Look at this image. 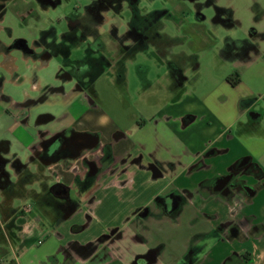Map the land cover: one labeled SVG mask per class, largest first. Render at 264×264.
Returning <instances> with one entry per match:
<instances>
[{
  "label": "crops",
  "instance_id": "crops-1",
  "mask_svg": "<svg viewBox=\"0 0 264 264\" xmlns=\"http://www.w3.org/2000/svg\"><path fill=\"white\" fill-rule=\"evenodd\" d=\"M35 2L43 9L51 7L49 3L42 6ZM216 3L230 9L231 19L229 23L218 19L213 28L190 8L177 9L194 16L180 34L183 40L179 44L184 48L177 50L197 53L196 72L189 68L188 79L176 89L171 88L168 77L167 102L152 104L147 118L135 119L134 132L100 104L96 82L107 76L123 91L130 92V64H135L140 78L135 89L140 97L152 95L159 82L165 89V72L151 78L145 62L137 63L139 55L144 58L149 53L150 58L165 65V52L159 45L137 44L123 64L106 63L88 77L90 86L77 87L75 80L64 78L60 72L75 63L100 58L98 47L89 43L90 36L80 40L78 30L76 37L61 41L62 47L49 60L34 59L0 40V155L6 158L4 170L8 173L6 181H0V264H133L135 256L148 247L155 250L151 264H160L163 259L165 264H176L192 241L203 245L195 254L196 264H264V185L230 200L217 191L206 197L197 194L175 219L154 222L146 242L131 232L132 209L163 192L164 183L165 191L170 187L171 180L152 175L146 166L150 161L161 163L191 190L201 176L221 171L244 157L264 177V167L257 160L264 154V10L257 5L259 13L251 20L259 51L238 54L240 43L252 39L249 29L232 0L225 5ZM82 44L84 53L74 58L73 50ZM13 49L20 50L19 55ZM35 50L40 51L37 46ZM202 52L209 53L207 63L211 67L224 62L230 66V74H224L226 80L206 93H200L198 86L202 80ZM57 56V74L42 76L40 68L50 67ZM20 58L30 66L29 70L21 68ZM227 75L237 84L233 85ZM191 78L195 79L193 85L188 84ZM49 81L62 86L50 97V103H24L36 97ZM249 96L254 101L242 104L243 98ZM47 110L52 113L49 121L39 117ZM41 130H46L47 135L89 138L92 143L86 144L81 154L46 160L35 153L41 149ZM165 132L169 133L167 138ZM251 140L254 142L247 144ZM165 146L171 151L166 158ZM211 148L215 152H208ZM106 154L113 157L112 166L123 155L137 157L138 162L127 165L123 172L115 169L89 174V160L98 166ZM202 157L205 168L194 165ZM25 171L33 174L30 180L21 179ZM43 183L68 189L69 198L76 202L71 214L60 218L52 205L32 198V191H43ZM227 219L229 224L239 225L237 229L213 232L219 222ZM241 220L243 224H239ZM121 229L122 234L117 235ZM126 239L134 244L131 250L120 245Z\"/></svg>",
  "mask_w": 264,
  "mask_h": 264
},
{
  "label": "flooded vegetation",
  "instance_id": "flooded-vegetation-1",
  "mask_svg": "<svg viewBox=\"0 0 264 264\" xmlns=\"http://www.w3.org/2000/svg\"><path fill=\"white\" fill-rule=\"evenodd\" d=\"M8 0H0V18L3 16ZM42 6L47 3L51 7H56L62 0H37ZM147 1V0H146ZM186 7L193 10L202 21L207 20L202 11L205 7L213 5L215 8L211 18L212 22L220 19L223 23H229L231 19L230 9L217 5L216 0H182ZM143 0H86L81 6H75L71 11L65 14L67 28L60 34V42H58V33L54 26L50 28H42L39 37H36L32 45L24 39L16 41L14 39L8 48L18 47L22 53L32 56L34 59L38 57L51 59L55 56L63 39L76 37L79 30V39L83 40L90 36L89 43L99 49V59L90 61L86 60L81 63H75L67 70H62L60 75L67 79L75 80L77 87L90 86L88 80L96 71L103 68L104 64H123V59H128L132 54V50L137 44L146 45L149 42L159 45L160 49L165 52L166 75L172 80L171 88L183 86L188 79L186 73L189 68L196 72L197 53H185L182 50H176L179 42L183 40L180 35L171 36L164 31L166 19H177L171 8L166 5L148 9L142 6ZM184 11V9H183ZM176 21L177 23H179ZM255 27L249 28V34L252 39H245L240 43L238 54L245 51L257 53L259 51V40L255 37ZM115 45V46H114ZM37 46L40 51L35 50ZM94 47V48H95ZM46 66V65H45ZM195 76V73L193 74ZM89 77V78H88ZM233 85L237 83L228 77ZM62 86L57 87L51 81L43 85L36 97H29L25 100V104L50 103V97ZM252 97H244L242 104L253 102ZM40 118L46 120L52 119V113L47 110L40 114ZM27 117H24L26 119ZM42 135L41 149L35 153L41 155L46 160H54L66 155H78L84 150L86 144H90L91 139L77 136H66L63 133L48 134L46 130H41ZM52 148V150H51ZM51 150V151H50ZM208 152H215L209 149ZM113 157L106 154L101 164L96 166L94 161L89 160V174L102 170H119L123 172L127 165H133L138 162L137 157L129 158L128 155L121 156L115 166L111 165ZM6 158L0 155V181L5 182V175L8 173L4 170ZM139 165V164H138ZM195 166L205 168V157L200 158L194 163ZM25 166V165H24ZM140 167L143 165L140 163ZM151 170L152 175H160L171 180L170 187L165 191L157 194L152 200L137 204L131 211V232L134 237L146 242L147 235L152 233L153 223H157L165 218L175 219L181 213L183 206L189 199L195 195L207 196L209 193L217 191L219 195L230 200L242 192L253 191L264 185L263 172L256 168L254 163L248 159H240L228 165L221 171H215L211 174L203 175L199 178L191 190L188 186L179 182L177 176L170 175L169 171L161 163L150 161L146 164ZM173 166V164H172ZM33 174L25 171L22 180H30ZM188 178V175H184ZM43 191H32L31 196L36 202H44L52 205L58 217H64L71 214L76 205L75 200L69 198L68 189L63 185H47L42 184ZM230 220H223L213 228V232L228 229L233 231L239 225L229 224ZM241 220L239 224H243ZM123 230H118L117 235H121ZM203 248V245L194 243L193 241L187 248L182 259L176 264H196L198 258L195 254ZM154 247H148L143 252L138 253L133 264H151Z\"/></svg>",
  "mask_w": 264,
  "mask_h": 264
},
{
  "label": "rangeland",
  "instance_id": "rangeland-1",
  "mask_svg": "<svg viewBox=\"0 0 264 264\" xmlns=\"http://www.w3.org/2000/svg\"><path fill=\"white\" fill-rule=\"evenodd\" d=\"M34 1L36 0H8L6 4V9L3 16L0 18V40L7 42L8 45L14 39H26L31 45L33 40L36 37H39L40 30L42 28H50V26H54L58 35L60 36L61 32L67 28V21L64 18L65 14L71 11L75 6H81L86 0H62L60 4L56 7H49L48 9H43L37 5ZM218 3L225 5L229 0H217ZM233 5L237 8V14L241 17L242 23L247 27L253 26L251 24V20L255 17L254 14H258V6H261V11L264 10V0H232ZM185 3L182 0H143L142 6H147L148 9H153L156 7L167 6L173 10L175 18L177 19H166L164 27V31L171 36L180 35L185 31L187 27H189L190 22H192L191 13L189 11H184L182 14L179 12L180 8H183ZM24 7L27 9L26 12L22 11ZM215 8L213 5L207 6L203 9L202 13L206 16L207 22L209 26L217 27L215 23L211 21V18L214 14ZM255 11V13H254ZM182 15H181V14ZM194 15V13L192 14ZM178 21L179 23H177ZM249 24V25H248ZM251 24V25H250ZM260 24V21H259ZM186 47V46H185ZM177 48H184L182 44H178ZM188 48V47H186ZM85 45L82 44V47L79 49L73 50V56L79 57L84 53ZM13 53L19 55L20 50L13 49ZM143 56L139 55L138 65L141 64L140 61L145 62L144 64L148 67L150 77L156 78L158 76L161 77V74L165 72V89L161 85V83H157L154 88V92L152 95H147L140 97L139 93L136 91L137 85L140 84V78L138 75V69L135 64H130L131 72L128 76L130 81L129 88L130 92L123 91L112 79L107 76L101 77L96 82V87L98 91V99L100 104L119 122H122L124 126L127 127L128 130L132 132L134 128L135 119L147 118V113H150L151 110L149 108L152 104L159 102L160 100H168L170 96V92L168 90L169 78L166 75V64H162L157 62L154 58H150V54H147V57L141 58ZM59 58L54 57L52 65L46 68H40V73L42 76L48 77L49 75L55 76L59 70V67L56 65V59ZM209 53L202 52L200 53V61L202 63L200 72H202L201 79L198 82V86L200 87V93L208 92L215 84H219L222 80H226L224 74L230 72V66L226 62L223 65H208ZM19 64L21 68L24 70H29V65L27 62L20 58ZM213 63V61H212ZM192 71H189V73ZM230 74V73H229ZM233 74V73H232ZM233 77L235 76L232 75ZM192 77V76H191ZM228 77V75H227ZM231 77V76H230ZM195 82L194 78L189 79L188 84L193 85ZM6 88L10 87V82H6ZM261 104H264V99H261ZM135 130H133L134 132ZM169 135L168 132H165V138ZM254 142V140L247 141V144L250 142ZM171 154L169 148L165 146V158ZM257 156V155H256ZM171 158V157H169ZM258 163L264 167V154L259 156ZM221 210H224V207H221ZM121 247H125V249L131 250L133 245L132 240L126 239L121 241ZM140 248L145 249L144 245H139ZM122 248V249H123ZM165 264L163 259L162 263Z\"/></svg>",
  "mask_w": 264,
  "mask_h": 264
},
{
  "label": "water",
  "instance_id": "water-1",
  "mask_svg": "<svg viewBox=\"0 0 264 264\" xmlns=\"http://www.w3.org/2000/svg\"><path fill=\"white\" fill-rule=\"evenodd\" d=\"M6 162H7V161H6ZM6 162H5V164H6ZM154 251H155V250H153V253H151V257H153V255H154Z\"/></svg>",
  "mask_w": 264,
  "mask_h": 264
},
{
  "label": "trees",
  "instance_id": "trees-1",
  "mask_svg": "<svg viewBox=\"0 0 264 264\" xmlns=\"http://www.w3.org/2000/svg\"><path fill=\"white\" fill-rule=\"evenodd\" d=\"M22 40V39H21ZM16 41H20V39H17ZM230 80V79H229Z\"/></svg>",
  "mask_w": 264,
  "mask_h": 264
}]
</instances>
